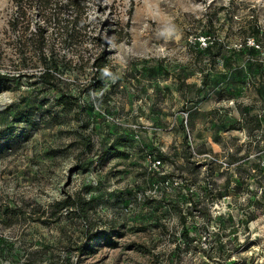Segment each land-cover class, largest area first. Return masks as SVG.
Here are the masks:
<instances>
[{
  "label": "rangeland",
  "instance_id": "1",
  "mask_svg": "<svg viewBox=\"0 0 264 264\" xmlns=\"http://www.w3.org/2000/svg\"><path fill=\"white\" fill-rule=\"evenodd\" d=\"M87 1L0 0V264H264V0Z\"/></svg>",
  "mask_w": 264,
  "mask_h": 264
},
{
  "label": "trees",
  "instance_id": "2",
  "mask_svg": "<svg viewBox=\"0 0 264 264\" xmlns=\"http://www.w3.org/2000/svg\"><path fill=\"white\" fill-rule=\"evenodd\" d=\"M12 4L18 8V11L14 14L12 26H17V24L21 22H30L34 17L40 18L42 22L48 23L52 17H55L57 21L60 33L62 38L65 39H74L81 35L82 30L79 28L80 26L85 25V21L87 20V14L89 10L88 1L87 0H11ZM53 6L55 8L53 9ZM37 8V12L35 14L31 13V10ZM71 9L73 15L68 19L67 23H63V13ZM62 23L64 25H62ZM69 26H72L70 29ZM70 29V30H69ZM47 33L46 28L40 27L37 36L43 41L45 38V34ZM209 49L211 47H208ZM255 51V47L252 48ZM98 66V82L101 83L104 78V64H97ZM243 72V69L239 70V75ZM232 76H230L229 81ZM40 79L43 80V84L49 88H54L56 91L62 94L61 98L57 101L59 105H63L68 107L71 104V99L68 96L63 94L62 90L58 85L54 82V76L51 72L47 71L40 76ZM74 97L72 98V100ZM256 118L257 117H253ZM24 122V121H20ZM259 126H261L262 122L258 120ZM156 174V173H154ZM95 208V199L87 198L83 192H77L73 195H69L64 199H60L55 201L54 203L49 205V209L45 211V215H50L52 220L56 221L60 219L61 215L64 211H72L77 215V218L83 220L85 224L88 222L90 212ZM10 209L8 208L9 212ZM18 209L13 210V216L16 218L18 216ZM11 224L12 222H8ZM82 250V246L80 247Z\"/></svg>",
  "mask_w": 264,
  "mask_h": 264
}]
</instances>
